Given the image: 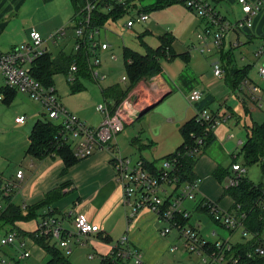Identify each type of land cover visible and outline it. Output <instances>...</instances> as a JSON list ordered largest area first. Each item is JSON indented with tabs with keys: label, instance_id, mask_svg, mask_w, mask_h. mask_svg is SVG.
I'll use <instances>...</instances> for the list:
<instances>
[{
	"label": "crops",
	"instance_id": "1",
	"mask_svg": "<svg viewBox=\"0 0 264 264\" xmlns=\"http://www.w3.org/2000/svg\"><path fill=\"white\" fill-rule=\"evenodd\" d=\"M120 1L126 2L122 4L124 7ZM205 1L228 22H235L245 15L238 0ZM96 2H99L96 8L99 15L97 14V25L91 30L92 37L94 40V32L104 26V37L100 42L107 44L105 48H101L98 41L94 40L96 46L100 47L99 52L103 51L112 59H116L120 52L125 68V49L143 54L148 49L158 47L162 42V36L166 35L170 40L168 49L173 53L170 57H160L158 72L140 78L122 97L119 104L127 101L129 113L132 111L135 113V116L128 118L124 125L132 123L146 110L171 95L174 91L171 82L180 84L179 87L184 90L186 100L187 93L192 88L202 92V99L196 104L190 103L189 106L184 104L175 116L171 115L178 122L179 141L174 142L169 149H162L156 153L155 156L160 157L159 159L153 156L157 151V145L153 146V141L143 140L138 135H134L130 143L142 152L138 156L130 157L132 149L135 148L133 146H130L132 148L130 150L123 148L119 131L112 140L110 148L96 147L88 156L78 158L70 165H66L63 158L55 153L41 158L26 153L31 128L34 122L40 119L38 115L40 108L30 100L31 97L26 92L6 88L0 74V185L6 183L9 185V190L6 192L8 197L0 198V204L3 210L7 211L16 206H20L21 209L27 205L33 208L28 218H16L10 222L9 217L13 216L5 212L4 218L0 219V236L8 232L11 227L16 233V241L3 246L2 252L6 256L14 257L19 242L25 241L30 253L28 257L32 260L28 264L38 263L43 258H46L45 264H63L62 257H65L69 264H105L103 258L108 257L107 253L112 245L125 233L128 237V245L138 249L142 261L146 264H196L191 259H188V263H179V260L173 257L170 260L169 252L177 249L176 242L181 238L176 230H171L176 232L173 238L170 235L171 231L165 235L160 234L161 227L166 223L163 219L146 207L130 213L131 206L122 202L123 190L115 178L112 155L118 152L131 159H142L148 170L151 163L159 168L162 158L173 152L182 142L180 126L194 116L195 107L201 101L203 108L229 115L225 121L210 128L212 140L196 153V155L204 153L193 168L198 180L194 197L196 199H184L181 202V208L189 213L183 223L197 228L200 236L206 241L204 255L212 256L215 251L212 246L214 241L227 239H211L209 236H204L198 223L199 218L193 217L191 213L195 210L201 211L214 222L208 211L199 204V200L208 199L225 210L232 208L233 200L232 198L228 200L229 205H222L218 199L214 200L209 191L200 184L199 172L201 167L210 162L204 178H211L214 169L222 166L223 155L215 156L210 150L207 154V149L211 145L224 154L235 156L233 144L228 140L235 138L234 145L241 146L237 141L239 139L245 141L248 127L264 120V79L260 77L258 71V67L264 64V0L257 9L248 13L251 24L229 29L219 47L212 43L213 29L209 28L210 32H206L208 29L206 20L188 6L186 0H96ZM132 8L136 13H146L147 18L139 22L134 21L135 24L128 26L126 21L134 17L125 19L124 14ZM78 16L72 0H0V51H8L21 43L28 42L29 31L34 29L41 33L43 46L50 53V57L75 54L77 48L74 44L79 37L72 32L69 33L67 26L73 25L71 27L74 29ZM58 28H62L63 32L55 38L54 31ZM69 39L70 51L62 47H58L55 51L50 47V44H57V40L66 43ZM87 45L89 71L91 73L92 67L95 68L99 77H93L92 73V77L90 74L88 76L80 73L78 80L82 86L72 91L68 83L70 71L68 73L64 71L67 76L68 93L73 100L66 102L65 107L86 125L94 127L103 118L98 124L87 123L90 119V113L86 112L87 106L98 100L101 93L107 110L113 111L119 105H116V98L120 90L126 87L128 80L122 75L124 78L121 77L120 80L123 84H108L103 87L100 84L98 86L91 84L97 82L99 78L105 79L106 74L100 69L96 48L89 42ZM262 45V51L257 54ZM91 54L94 55V60L98 61L95 66H92L94 60L91 59ZM214 61H218L223 69L220 76L212 71ZM55 74L51 77L50 86L57 94L53 79ZM252 85H257L259 90L252 92ZM103 89H106V95ZM60 98L61 96L58 99L63 101V98ZM23 112L28 113V117L19 121L18 118L24 115ZM103 114L105 116L106 111ZM41 115H44V112H41ZM150 146H152L151 157L148 155L144 157L142 153L147 152L144 150ZM228 169L230 170V167ZM17 170L22 171L20 177L16 176ZM172 188L173 186L164 184L159 193L162 196H169L173 192L174 195L177 190L172 191ZM47 212L61 219L63 226L69 229L73 227L72 221L75 215L80 213L89 222L97 224L99 230L86 237L70 236L68 240L70 250L58 246L53 239H45L51 246L54 244L56 247L55 256L60 258L55 256L54 258L43 241L27 235L34 231L40 216ZM205 215L196 213L198 217ZM177 219L181 222L179 218ZM160 223L163 224L160 226ZM214 223L221 226L216 221ZM237 228L242 231V239L235 242H230L229 239L228 241L232 245H244L250 240L251 235L242 223L236 228L228 229L232 232ZM211 235L216 236V230L213 229ZM173 242L175 245H172ZM183 247L184 253L190 252L184 244ZM130 259L132 260L127 258L121 262L124 264ZM221 264L230 263L225 261Z\"/></svg>",
	"mask_w": 264,
	"mask_h": 264
},
{
	"label": "built area",
	"instance_id": "2",
	"mask_svg": "<svg viewBox=\"0 0 264 264\" xmlns=\"http://www.w3.org/2000/svg\"><path fill=\"white\" fill-rule=\"evenodd\" d=\"M241 4V9L245 15L235 22H228L220 16L211 5L205 0H186L188 6L193 8L197 14L203 17L207 24V33L210 29L212 43L219 47L223 41L226 32L233 27H242L250 25L251 20L248 13L257 9L262 0L249 2L248 0H238ZM125 4V1H120ZM95 8L93 0H87L85 5L81 8V12L77 17L75 32L83 41L89 42L92 47H96V41L93 40V32L88 29L87 34L84 35V29L90 22L92 10ZM147 18L144 12H137L134 18L126 21L128 26L132 25L134 21H141ZM210 28V29H209ZM63 30H57L54 35L58 37ZM29 41L21 43L8 51H0V74L3 77L5 86L26 92L31 98L38 100L45 108L49 118H55L53 121L60 125L59 137L62 142L69 143L73 154L77 158H83L93 152L96 147L112 146L111 142L115 135L122 130L124 122L131 116H135L134 111L129 113L127 101H123L112 112L107 110V106L98 104L97 108L106 111L102 121L97 126H88L76 115L67 110L65 106L58 99L55 89L48 85H44L38 80L30 71L31 63L47 49L43 46V37L37 30L29 31ZM80 41H76L75 48H78ZM106 43H101L100 47L105 48ZM263 45L257 51V54L262 51ZM97 59L93 61L92 66L97 65ZM91 66V67H92ZM76 70V65L70 66L68 80L74 79L73 72ZM212 71L215 75H222L223 69L218 61L212 62ZM260 77L264 79V64L258 67ZM91 73L93 77H99L98 72L92 67ZM124 78V77H122ZM252 92L259 90L257 85L251 86ZM202 99V92L197 88H192L187 93V100L191 104H196ZM134 113V114H133ZM195 121L200 124H205L208 128L225 121L228 114H218L206 108L195 107L194 113ZM19 121L24 120V116L18 118ZM52 121V120H51ZM196 145L190 148L189 152L197 153L199 146L202 145L203 139L201 136L195 138ZM237 143L242 145L243 140H238ZM112 162L114 166V174L116 180L120 183L123 190L122 202L131 206V212L134 213L137 209L146 207L152 211L157 217L163 219L167 225L163 226L160 234L165 235L171 230H176L179 237L183 239L184 246L189 251H195L201 256L202 264H221L228 261L230 264H239V255H226L231 250L232 244L228 240H216L213 243L215 251L212 256L204 255V246L206 241L200 236L197 228L194 226L181 223L177 218L178 215L188 217L189 213L186 209L181 208V202L184 199H193L197 190V179L192 181L182 182L176 186V176L173 171L177 166L176 157L171 159H163L160 168L161 172L158 174L151 173L142 159H131L118 152L112 155ZM230 174L226 176V186H236L244 176L245 168L236 161H233L230 166ZM22 175L21 170H17L16 176ZM168 184L175 187L177 190L174 195L173 192L169 196H162L159 192L161 186ZM8 183L0 185V189L4 194L9 190ZM175 191V190H174ZM199 204L205 208L208 213L218 223L227 228H236L241 225L243 213L239 212L238 208L227 211L220 208L215 202L205 198L199 200ZM264 208V203L262 204ZM1 208V204H0ZM72 228H66L62 224V220L58 217L45 213L40 216L37 221L33 235L36 238L46 237L53 239L58 246L69 249L68 240L70 236H89L91 233L97 232L99 226L89 222L82 214L75 215L72 221ZM16 241V233L8 231L0 236V264H21V261L30 255L28 248L25 246V241H20L17 246V251L14 257L6 256L2 252V247L10 245ZM259 254H264L263 247L255 249ZM250 257V252L246 253ZM108 257L112 259L132 258L135 264H146L142 261V257L135 247L128 245L127 234H122L118 240L112 245ZM164 264V263H161Z\"/></svg>",
	"mask_w": 264,
	"mask_h": 264
},
{
	"label": "trees",
	"instance_id": "3",
	"mask_svg": "<svg viewBox=\"0 0 264 264\" xmlns=\"http://www.w3.org/2000/svg\"><path fill=\"white\" fill-rule=\"evenodd\" d=\"M93 1L95 2V8L92 10L88 28L86 27L84 29V35L87 34L88 29L92 30L98 22L97 16L99 13H97L96 8L99 2L97 3L96 0ZM72 2L75 6L77 15H79L81 8L85 5L87 0H72ZM76 41H80V45L75 54L52 58L50 57V53L45 51L42 55L38 56L30 66V71L33 76L40 80L42 84L48 86L52 82L51 77L54 73L64 71H67L68 73L70 71V66L75 64L76 71L73 72L74 79L68 81V83L72 91L80 89L82 85L78 80L79 74H87L88 76L90 74L91 76V73L88 68L89 56L87 52V41L84 42L82 38H77ZM169 46V37L163 35L162 42L158 47L148 49V51L143 54L125 49L124 59L126 74L124 77H126L128 83L124 89L120 90V93L116 98V105L119 104L122 97L140 78L158 72L160 69V57H170L173 55L171 50L168 49ZM5 87L10 88L8 86ZM11 89L16 90L14 88ZM105 91L106 89H103L104 94ZM197 107H204L203 101H201ZM59 130L60 125L49 119L36 120L29 133L26 153L35 158H41L47 154L55 153L63 158L66 165H70L72 162L76 161L78 158L74 156L70 144L61 141ZM180 133L182 136V142L173 152L166 154L162 158L163 160L176 157L177 166L173 171V175L177 178V185L182 182L192 181L196 178L193 171L196 162V153L191 154L189 152L190 148L196 145L195 138L201 136L203 139V143L199 146V150L205 148L212 140L210 128L205 124L196 122L194 116L186 120L180 126ZM241 152L246 163L251 164L259 162L264 174V120L260 123H253L248 127L245 141L241 146ZM149 170L153 174H158L161 172L162 168H157L151 163ZM228 174H230V170L227 167H216L213 171V175L218 180H222V178ZM224 192L229 194L233 200L231 210L238 208L240 212L243 211L245 213L244 218H242V225L251 235L250 240H248L246 244H233L231 250L226 254L239 255V264H264V254H259L255 251L257 247L264 248V208L262 207V204L264 203V187L261 186V183L255 184L243 176L238 185L229 186L227 189H224ZM7 197L8 196L0 189V198L7 199ZM32 210L33 208L28 205L24 209H21L20 206L11 207L9 211L3 210V207H1L0 219L4 218L5 212H8L13 216L9 217L10 222L16 218H28L31 216ZM178 218L181 220V223L185 222L187 219L181 215H178ZM8 231H14L13 227ZM28 234L37 240L43 241L49 251L53 253V257L55 256L56 247L54 244L51 246V244L45 241V239H47L46 237L36 238L32 232L27 233V235ZM248 252L251 254L250 257H247L246 255ZM55 257L60 258L59 256ZM62 258L61 261L63 264H69L65 257ZM103 263L122 264L120 259H112L111 257L103 258Z\"/></svg>",
	"mask_w": 264,
	"mask_h": 264
},
{
	"label": "rangeland",
	"instance_id": "4",
	"mask_svg": "<svg viewBox=\"0 0 264 264\" xmlns=\"http://www.w3.org/2000/svg\"><path fill=\"white\" fill-rule=\"evenodd\" d=\"M69 6H70V4H69ZM124 16L123 17L125 19L129 18V17H135L136 16V10L132 8L130 11L125 13ZM135 23L136 22H134V24ZM137 25H139V24H137ZM71 26H73V25L67 26V28L69 30L68 32L69 33L72 32L75 35L76 34L75 27L73 29ZM61 29L62 28H58L55 31L61 30ZM104 31H105V27L103 26L94 32V40L98 41L99 45L101 43L100 41L104 37ZM55 38H56V36H55ZM146 38H147V41H149L148 37H146ZM70 39H69V42H66L67 45H65L66 43L63 40H57L56 41L57 44L56 43H55V45L50 44V47L54 48L55 51H57L58 47H62L63 49L70 51L71 50V40ZM99 45L95 47L96 48V56L100 61V65H101L100 69L102 72H104L106 74V78L105 79L99 78V80L97 82H93V83L91 82V84H97V86L100 84L102 87L106 86L108 84H110V85L116 84V83L123 84V82L120 80V78L122 77V75L126 74V71H125V68L123 66L121 53L120 52L118 53V57L116 59H114V58L112 59L111 56L103 53V51L99 52L100 51ZM141 49L143 50L142 47H141ZM91 59L94 60L93 54H91ZM53 79H54V82L56 85V89L58 91L57 95L61 96L60 99L63 98V101L60 100L61 103L65 106V105H67L66 102H72L73 100L71 99V97L68 93L67 76L63 72H58L54 75ZM170 84H171L172 88H174V91L172 92L171 95L167 96L161 102L155 104L154 106H152L151 108L146 110L144 113H142V115L139 118L134 119V121L132 123L124 125V128L120 131L119 134L121 137V144L125 150L132 149V148H130V146H133V145H131L130 141L134 137V135H138L143 140L153 141L154 142L153 146L157 145V151L155 153H153V156L156 159H159L160 157L158 158L155 156L156 153H159V151L162 149H165V150L169 149V147L171 145H174L173 144L174 142L179 141L180 135H179V129L177 126L178 122H176L175 118H172V116H175L177 114V112L181 109V106L184 107V104H187L189 106L190 103L184 98V90L179 87L180 84L177 85V82H175V83L171 82ZM87 86H88V84H87ZM180 89H181V91H180ZM60 96H58V97H60ZM30 100L40 108V110L38 111L39 112L38 115H40V119H49L52 121L57 120L55 118H49L48 117V115L46 113V108L40 102H38L36 100L34 101V99H32V98ZM99 103L105 105V101H104L103 95H101V93H100V97L98 100L91 102L87 106L86 112L90 113V119L88 120L87 123L92 124V123L97 122V124H98L101 121V119L103 118V116H104L103 113H105V111L100 110V109L98 110L96 107ZM12 106H14V105H12ZM66 109L69 110L68 108H66ZM263 110H264V108H263ZM41 112H44V115H41ZM23 113H24V115H23L24 118L27 119L28 113H26V112H23ZM169 119H171V120H169ZM260 121H262V120H260ZM97 124H94V125H97ZM235 135L238 136L237 134H235ZM228 141L230 142V144H233L232 149H234V153H236L235 156H233L231 154H224L222 151L220 152V150L213 147L214 145H211L210 148L207 149L208 150L207 154H209L212 151L215 156L221 157L223 155L224 161L222 162L221 168L230 167L231 163L233 161L238 162L239 164L244 166V168H245L244 176L247 180H249L255 184L261 183V186L264 187V174L262 172V168L260 166V163L259 162L251 163V164L246 163L243 156H242V152H241V146L242 145L241 146L234 145L235 144V138L230 139ZM133 147L135 148V150L132 149V152L129 155L130 157L138 156L139 153L142 152L141 149L136 148L135 146H133ZM150 150H152V146L146 148L144 151H147V152L142 153V155L144 157L147 155L150 156V153H151ZM209 150H210V152H209ZM203 154L204 153H201V155H203ZM201 155H199V154L195 155L196 162H198V159L200 158ZM159 161L160 160H157V162H159ZM208 165H210V162H208V164H205L203 167L200 168V170H201L199 172L200 184L202 186H204L209 191L211 197H214V200L218 199L219 201H221L220 204L229 205L228 200L231 199V196L224 192V189L228 188V186L225 185L227 175L225 176V178L224 177L222 178V181L218 180L215 176L213 177V175L211 178H209V177L204 178V175H206V169H208ZM208 176H210V175L208 174ZM197 184H198V181H197ZM175 187H178V185L176 184ZM175 187H173L174 190H176ZM173 188H172V191H174ZM220 195H222V196H220ZM195 196H196V194H195ZM195 199L196 198H194V200ZM227 211H231V209H228ZM196 213L197 214L200 213L203 215H205V214L201 211H196V210L192 211V213H191L193 217L199 218L198 223H200V225H201V231H202L201 233L204 234V236H209L211 239H216V238L227 239V240L229 239L230 242H235V241L239 240L240 238L242 239V236H241L242 231L240 228H237L231 232L224 225L221 224V226H220V225L214 223L216 220L213 222L206 215L198 217V216H196ZM241 213H243V218H244L245 213L243 211H241ZM212 219H213V217H212ZM240 221H242V220H240ZM240 223H242V222H240ZM162 224L163 223H160V226ZM165 225H167V223H164L163 226H165ZM213 229L216 230V232H217L216 236L211 235V231ZM175 233H176L175 231H171V233H170L171 237L175 236ZM244 237H246V236H244ZM174 243L175 242H173L172 245H175ZM182 243H183V240H181V239H179L176 242L177 249L169 252L170 260H172V257H173L175 260L176 259L179 260V263H188V261H189L188 259H191V261H194L196 264H202L201 263L202 262L201 261L202 255L199 256V254L195 251H190V252L186 251L187 253H184L185 248L183 247ZM16 251H17V247H16ZM226 255H228V254H226ZM45 260H46V258H43L41 261H38V263L35 262V264H45ZM31 261L32 260L30 257H26L25 259L22 260L21 264H28ZM124 264H134V263L130 259V261H126V262H124Z\"/></svg>",
	"mask_w": 264,
	"mask_h": 264
}]
</instances>
